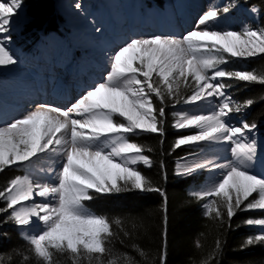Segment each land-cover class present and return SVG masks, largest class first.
<instances>
[{"label": "snow or ice", "instance_id": "obj_1", "mask_svg": "<svg viewBox=\"0 0 264 264\" xmlns=\"http://www.w3.org/2000/svg\"><path fill=\"white\" fill-rule=\"evenodd\" d=\"M21 7L22 0H0V67L18 62L7 44L12 39L13 17ZM75 7L80 9L81 4ZM230 11L229 6L208 9L198 17L196 27L180 37H132L109 56V68L100 80L69 106L41 103L0 125V172L13 165H31L34 158L42 156L49 161L39 169L44 182L26 174L10 179L0 189V201L4 202L0 225L13 223L22 229L21 236L31 246L29 251L41 264H54L56 253L67 254L72 264H81L82 259L105 264V257L107 264H119L120 258L109 245L117 236L112 225L119 226L120 221L89 211L84 202L94 199V194L133 189L165 196L135 167H151L152 160L129 136L152 133L163 137L169 102L175 108L180 103L194 104L212 97L219 101L208 114L190 115L183 110L172 113L176 130L198 129L177 137L173 151L200 142L229 145L230 159L185 157L176 170V175L183 177L200 170L219 172L220 178L210 187L191 193L201 200L212 198L204 205L206 215L214 213V218L223 221L226 214L231 221L237 210H264V174L254 171L258 125L246 119L235 123L230 119L255 101L248 98L243 103L235 102L227 92L233 86L222 82L234 78L264 83V76L220 67L230 63V58L264 54V26L244 25L242 31L208 27ZM251 11L256 13L258 9L253 7ZM182 84L192 87L191 95L181 96ZM246 223L264 226V219ZM39 225L43 226L39 232L31 231ZM256 243H264V233L249 237L245 245ZM220 246L217 241V249ZM123 259L124 264H134L126 253ZM29 261L30 257L24 256L21 264ZM161 264H165L164 255Z\"/></svg>", "mask_w": 264, "mask_h": 264}, {"label": "trees", "instance_id": "obj_2", "mask_svg": "<svg viewBox=\"0 0 264 264\" xmlns=\"http://www.w3.org/2000/svg\"><path fill=\"white\" fill-rule=\"evenodd\" d=\"M235 1L248 6L256 5L261 11L259 27L264 26V0ZM24 2L32 20L29 21L32 26L28 32L58 30L54 0ZM238 59L241 61L230 58V63L225 64L224 69L236 71L239 67L238 69L251 71L258 77L264 76V54ZM224 83L233 86L229 90L235 102L243 103L248 98L255 101L243 112L246 120L255 121L257 125L264 121V83L237 81L234 78L224 79ZM186 89L182 84L181 96ZM170 104L171 102L167 107ZM170 111L167 115V126L174 134L165 129L163 137L159 134H141L133 138V142L143 146L145 154L152 160L151 167H140L139 170L152 185L163 190L166 201L165 196L159 192L135 189L97 194L89 201L98 214L104 215L110 221H120L119 226L112 225L117 236L109 245L113 254L120 258L119 264H124V253L132 258L134 264H161L162 255L165 256V264H264V243L245 245L249 237H254L252 230L246 228L250 215L236 212L231 221L226 214L223 221L214 218V213L211 216L206 215L201 208V201L189 192V188L197 186L200 179L195 176L177 177L174 174L175 160L185 155L190 147L172 150L171 141L174 135L183 136L185 133L174 132L169 121ZM14 173L19 172L11 168L0 172V189L7 186ZM125 232L128 233L127 236ZM3 234L6 237H0V264H21L24 256L30 257L29 264H41L29 251L30 246L11 227L4 229ZM217 241L221 245L219 249L216 247ZM141 251L143 255L140 254ZM65 255L54 257V264H72L71 258ZM81 264L90 262L82 259Z\"/></svg>", "mask_w": 264, "mask_h": 264}, {"label": "bare ground", "instance_id": "obj_3", "mask_svg": "<svg viewBox=\"0 0 264 264\" xmlns=\"http://www.w3.org/2000/svg\"><path fill=\"white\" fill-rule=\"evenodd\" d=\"M103 1L68 0L65 2L63 10L66 11L69 18H72L70 25L73 33L61 38L63 41L61 40L60 45L52 44L45 49L36 48L32 52L26 50L22 52L21 49L17 50L13 45V47L9 45L11 42L7 44L18 62L15 65L0 67V125L23 116L41 103L61 108L69 106L86 88L100 80L106 69L109 68V64H107L109 56L129 40L124 36L125 33L134 32L133 37H144L154 31L162 35L182 36L196 27L198 17L212 8L210 4L219 0H165L164 12L161 14L156 12L158 14L156 16L147 15L142 23H138L135 18L121 22L126 12L127 14L132 13L131 5L127 6L123 0ZM77 3L81 4L80 9L75 7ZM253 6L258 9L256 13L251 11ZM259 11L260 9L256 5H252L251 8L244 7L239 11V18L249 19L257 25L259 15H261V11ZM127 14L125 15L127 16ZM21 17V13L18 14V18L13 17L11 28L20 22ZM208 27L224 30L219 20L210 23ZM96 28H100L101 31L97 32ZM28 30L26 27L24 33ZM39 49H43V53ZM72 52L75 53L73 57ZM48 86L52 89V94L48 93L50 98L46 97V90H42ZM195 110L198 111L199 108ZM196 131L198 129L195 128L181 130L185 135L194 134ZM255 139L257 140L258 154L254 171L257 174H264V134L256 133ZM209 144L212 147L207 151H198L196 148V152L192 153L194 155H188L187 158L189 160L231 158L229 145ZM184 162V159L180 160L177 167ZM48 163L46 158L39 160L34 158L31 165L23 164L27 167L19 169L18 174H21L20 176L27 174L34 180L44 182V177L39 169L46 167ZM219 178V172H210L209 177L203 182L204 187H209L213 181ZM39 201L40 198H37V202ZM25 203L30 204L31 201ZM84 203L87 207L86 201ZM42 227V225L34 226L31 231L39 232ZM261 231L264 232V230Z\"/></svg>", "mask_w": 264, "mask_h": 264}, {"label": "rangeland", "instance_id": "obj_4", "mask_svg": "<svg viewBox=\"0 0 264 264\" xmlns=\"http://www.w3.org/2000/svg\"><path fill=\"white\" fill-rule=\"evenodd\" d=\"M24 1L25 0H22V7L19 10V13L22 14V17L20 18V22L15 27H12L10 29V33H9L11 35V37H12V39L10 41L11 43L9 42L10 43L9 45H11V46L13 45L15 47V49H17V50L21 49L22 52H24V50L32 52V51H35L36 48H44L45 49V48L49 47L52 44L60 45L61 44V40H62L61 38L66 37L68 35L70 36L73 33L72 32L73 29H72V27L70 25V23L72 21V18L71 17L69 18L67 13H66V11L63 10L65 8V6H64L65 2L68 1V0H54L55 15L58 18L56 22L58 23L57 25L59 26V29H58L59 34H60L59 36L56 35L55 33L45 35L42 31H40L39 33L34 34V35L33 34L30 35L29 34L30 32L29 33H27V32L24 33L26 27H27V29H30L31 26H32V24L29 22V21H32V20H31V17L29 15V13H28V9H27L26 4H25ZM127 2H129V3H127ZM123 3L126 4L127 6L131 5L130 7L132 9V13H128L127 14V12H126L125 14H127V16L124 14L123 19H122L121 22H123V20L125 22L129 18H132V19L135 18V19H137L138 23H142V20L145 19V16H147V15L156 16V15H158L157 13L161 14L162 12H164L165 7H166V1L165 0H123ZM163 6H164V8H163ZM210 6L212 8L213 7L222 8L224 6H229L231 8V11L229 13L222 14L220 16V18L218 19L221 22V25L223 26L224 30L242 31L244 25H249V26H253V27H259V25H258L259 23L256 25V24H253L249 19H241V18H239V11L242 8H244L245 6L239 5L234 0H219V1H216L214 4H210ZM133 8H134V10H133ZM135 11H137V12H135ZM138 13H139L140 16L137 15ZM16 17L18 18V15H16ZM154 34L162 35L161 33L158 34L157 32L154 31L152 34H148V35H146L144 37L153 36ZM26 35H28V40L26 42H24ZM133 35H134V32L128 33V34L127 33L124 34V36L126 38H129V39L132 38ZM166 35L167 36L180 37V36H177V35H169V34H166ZM39 51L43 53L44 50L43 49H39ZM74 54H75L74 52L71 53L72 57L75 56ZM233 59L238 61V62L241 61L238 58H233ZM79 64L81 66L82 58H81ZM107 64H109V61L107 62ZM220 67L222 68V65H220ZM238 68L239 67H237L235 70L242 71V69H238ZM222 82H224V79H223ZM192 91H193L192 87H187V89L182 92V95L184 94L183 96L187 97V96L192 94ZM218 103H219V101L215 97H212V98H209V99H205V100L196 102L194 104L185 105L183 103H180V104H177L175 108H173V107L170 108L172 106V104H170L169 107H167V113H168V111L171 110L170 111V120H169V121H171V126L174 123V118L172 116V113L174 111L183 110V111L187 112L190 115H192V114H208L212 110L213 106L218 104ZM156 104L159 105V101L158 100L156 101ZM197 108H199L198 111L195 110ZM244 115L245 114H243V113L242 114H233L230 117V119L232 120V122L235 123V122H238L239 120L243 119ZM164 127H165V129L167 131L169 130L170 132L173 133V131L167 126V118H166V122H165ZM172 128H173L174 132L183 134V132H181V130L178 131L173 126H172ZM258 132L264 134V122L261 123L260 125H258V128H257L255 134L258 133ZM141 134H152V133H141ZM174 136L175 137L171 141L173 144H174L176 138L179 137V135H174ZM134 137H136V136H134ZM131 138H132V136H131ZM182 147H191L192 151L189 152L188 154H185L184 156H182V157H180L179 159L176 160V162H175V174H176V170H177V164H178V162L180 160H182V158L187 157L188 155L196 152L197 149H198V151L199 150L207 151L209 148L212 147V145L209 144L208 142H202V143H198V144L185 145V146H182ZM42 158H44V157L42 156L41 159ZM25 167H27V165L25 166V165L18 164V165L9 166L8 168H11V169H14L15 171H18L19 169L25 168ZM135 167H137L139 169L140 167H146V166H144L143 164H138ZM209 175H210V172L207 171V170H200V171L192 174L191 176H195L197 179H198V177L200 178V184L197 187L191 186L189 188L190 193H192L193 191H200V190L205 189L206 187H204L203 182L209 177ZM177 177H183V176H178L177 175ZM113 193H115V192H113ZM99 195H105V194H99ZM255 195L256 194H254V197H255ZM210 199H212V198H205V199H202V200L199 199L201 201V208L204 210L205 213H206V209H205L204 205L207 204L210 201ZM249 199H253V197H250ZM245 203H247V201ZM0 206H2V207L4 206V202L3 201H0ZM85 207H86V205H85ZM86 208L89 211L93 212L89 207H86ZM237 212L240 213V214H248V215H250V219H254V220L255 219H264V210H262V209H257V210L254 209V210H247V211L237 210ZM252 214H257L259 217L258 216H254ZM0 219H3V215L2 214H0ZM8 227H11L12 229H14L17 232V234L19 235V237L21 239H23V237L21 236V229L17 228L13 223H7V224L0 225V237H6L3 233H4V229H6ZM263 227L264 226H262V225H256V224L249 225V224L246 223V228L249 229V230H252V232L254 234L253 236H257V235H260L261 233H264L263 231H261V230H264ZM22 241H24L25 244L29 245L28 242L25 239H23ZM59 255H60L59 253H56V254H54V257H59ZM64 256H66V255L64 254ZM83 261L84 262H88L86 259H83Z\"/></svg>", "mask_w": 264, "mask_h": 264}]
</instances>
